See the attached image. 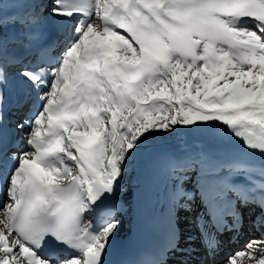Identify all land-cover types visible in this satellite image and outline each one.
Here are the masks:
<instances>
[{
    "label": "snow or ice",
    "instance_id": "1",
    "mask_svg": "<svg viewBox=\"0 0 264 264\" xmlns=\"http://www.w3.org/2000/svg\"><path fill=\"white\" fill-rule=\"evenodd\" d=\"M158 141L167 209L133 264L215 257L246 220L222 264H264V0H0V264H110Z\"/></svg>",
    "mask_w": 264,
    "mask_h": 264
},
{
    "label": "bare ground",
    "instance_id": "2",
    "mask_svg": "<svg viewBox=\"0 0 264 264\" xmlns=\"http://www.w3.org/2000/svg\"><path fill=\"white\" fill-rule=\"evenodd\" d=\"M208 142V144L206 143ZM218 141L209 140L204 137H191L187 142V146L195 148L197 144H204L212 149H220L215 146ZM177 147L173 141H158L152 151L137 159L129 168L121 182L125 191V207L122 210V217L125 218L120 231L112 241L111 251L120 246H125L124 250L116 257L111 264H123L124 258L137 257L141 251L153 248L161 238V228L164 222L167 209V193L169 189V181L166 175L156 166V157ZM127 208V210L125 209ZM184 223L182 227L185 231H190L195 235V229L191 224V217H185L181 213ZM246 235L245 231L239 235L236 244L228 249L227 253H223L220 249L215 257L213 264H222L226 255L233 251H238L244 247L240 240ZM229 233L225 232L221 237L229 238ZM256 238L255 234L249 235L246 242ZM258 238V237H257ZM198 242L193 245L195 249L194 261L196 264H202L198 251ZM197 248V249H196Z\"/></svg>",
    "mask_w": 264,
    "mask_h": 264
},
{
    "label": "rangeland",
    "instance_id": "3",
    "mask_svg": "<svg viewBox=\"0 0 264 264\" xmlns=\"http://www.w3.org/2000/svg\"><path fill=\"white\" fill-rule=\"evenodd\" d=\"M206 143L208 144L207 141H206ZM220 145H222L220 142H216V143H215V146H217V147L220 146ZM223 147H224V145H223ZM220 148H222V146H221ZM120 218H121L122 223H123L125 219H122V213L120 214Z\"/></svg>",
    "mask_w": 264,
    "mask_h": 264
}]
</instances>
